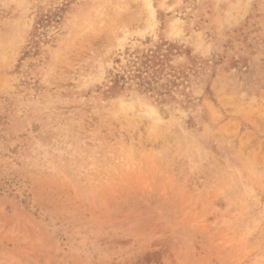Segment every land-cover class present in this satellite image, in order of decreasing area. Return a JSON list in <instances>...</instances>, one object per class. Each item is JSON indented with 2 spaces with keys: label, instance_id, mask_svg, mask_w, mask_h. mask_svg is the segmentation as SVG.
Masks as SVG:
<instances>
[{
  "label": "rangeland",
  "instance_id": "rangeland-1",
  "mask_svg": "<svg viewBox=\"0 0 264 264\" xmlns=\"http://www.w3.org/2000/svg\"><path fill=\"white\" fill-rule=\"evenodd\" d=\"M0 264H264V0H0Z\"/></svg>",
  "mask_w": 264,
  "mask_h": 264
}]
</instances>
